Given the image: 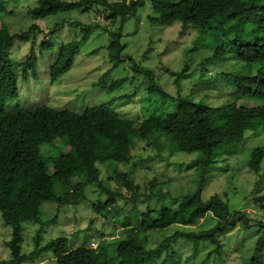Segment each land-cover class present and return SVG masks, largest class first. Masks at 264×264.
Masks as SVG:
<instances>
[{"label": "trees", "instance_id": "obj_1", "mask_svg": "<svg viewBox=\"0 0 264 264\" xmlns=\"http://www.w3.org/2000/svg\"><path fill=\"white\" fill-rule=\"evenodd\" d=\"M150 1L154 11L153 15H149L152 23L180 21L184 28L199 29L193 46L189 48L188 58L193 50L211 51L201 64V77L208 69L207 65L213 64V61L227 60L229 57L233 60L236 69L220 70L216 75L231 86L234 99L221 106L218 118L214 119L210 113L211 106L204 100L182 94L173 96L156 86L151 79L149 92L157 94L158 104L142 121L122 117L111 103L87 107L81 112L47 105L10 110L6 107L7 102L19 94L18 70L23 79L37 75L38 53L34 35L40 27L33 23L26 30L11 34L7 38L8 43L31 41V49L21 60L11 56L8 47L0 49V215L4 224L12 229L11 238L6 241L11 250L10 258L0 257V264H24L49 249L54 251L57 264H193L190 260L192 255L183 259L175 248L173 242L176 238L192 240L195 250H198L200 242L211 243L215 246L213 253L220 254L221 238L240 223L244 228L255 226L261 231L252 259L247 264L259 262L258 256L264 244V219L253 217L247 210L231 213L228 203L220 195L203 201L202 181L204 170L215 160L213 150L216 147L240 142L253 128L264 134V106L256 107L249 102H264V0ZM8 3V0H0V12L6 9ZM94 6L101 7V11L105 12L104 18L110 19L112 24L120 23L117 30H109L110 43L107 48L112 70L124 59L123 27L139 8L136 0H39L38 5L29 9V14L34 18H46L74 9L88 11ZM216 21H219V25ZM66 23L71 27H81L84 33L81 38L60 45L51 64L52 81L71 69L94 27L92 24L62 19L56 22L42 41V51L54 48L50 36ZM4 34L5 28L0 27V44ZM187 67L188 60L182 71H167L175 75L179 82ZM107 74L97 84L110 90L125 80H115L107 86ZM146 74L150 76L151 71L147 69ZM211 77L210 74L204 76ZM239 100L245 102L239 103ZM142 140L159 150L167 144L177 151L199 152L195 159L198 163L196 189L174 197L170 191H164L165 182H159L158 185L152 183L149 191L144 192L124 171H116L114 177L118 185L130 192L129 197L107 189L100 178V163L114 161L128 164L135 141ZM43 144L52 145L62 152L58 156L47 157L41 150ZM263 158L262 147L253 148L248 160L249 167L259 172ZM94 182L110 195L106 201L108 206L116 203L115 196L126 198L129 207L142 202L147 205L135 222L125 224L120 234L114 233L116 258H109L107 250L99 246L98 249L88 246L71 248L65 236L52 238L43 244L41 235L46 221L41 216V204L54 202L58 208L64 204L77 205L86 199V188ZM166 196L173 201L170 205L158 210L150 207L151 199ZM260 200L264 201V196ZM95 208L101 210L98 205ZM207 213L217 218L213 227L187 229ZM26 222L40 225L34 241L35 248L30 253L23 252V224ZM171 225L181 227H177L172 235L160 240L156 246L149 243L147 232L165 230ZM210 256L201 263L205 264Z\"/></svg>", "mask_w": 264, "mask_h": 264}, {"label": "rangeland", "instance_id": "obj_2", "mask_svg": "<svg viewBox=\"0 0 264 264\" xmlns=\"http://www.w3.org/2000/svg\"><path fill=\"white\" fill-rule=\"evenodd\" d=\"M4 11L0 12V27L5 28L3 42L0 49L9 48V54L21 60L31 49V41H14L11 45L7 38L15 33L26 30L31 24L40 27L34 35L35 49L38 53L37 75L23 79L18 70L19 94L7 102L10 110H27L33 107L47 105L58 109L81 112L87 107L111 103L112 108L122 117L138 120L146 119L158 104L157 94L149 92L150 80L173 96L188 95L192 99L204 100L211 107V116H219V108L234 99L231 86L217 74L220 70L236 69L233 60L217 59L208 64L204 76L201 77L202 62L209 50L192 51L188 58L189 48L193 46L199 29L182 26L180 21L171 24L152 23L149 15L154 11L150 0H136L139 8L136 14L130 16L123 27L122 55L124 59L111 70L109 49V30H117L120 23L112 24L110 19L104 18L105 12L101 7L94 6L88 11L70 10L51 15L46 18H34L29 9L38 5L39 0H8ZM129 2V0H127ZM67 19L84 24H92L87 40L76 56L71 69L58 80H51V64L58 54L60 45L72 39L82 37L81 27H71L66 23L54 35H51L52 50H41L42 41L54 27L56 22ZM224 22H228L227 19ZM219 25V21L215 22ZM97 24L98 26H95ZM11 48V49H10ZM131 58L133 60H131ZM188 60L185 75L176 81V76L167 70L182 71ZM147 69L151 71L148 76ZM107 86L115 80L125 79L118 87L110 90L98 85L101 77L107 73ZM150 74V73H149ZM245 100H239L243 103ZM252 105L264 106L263 101L250 100ZM260 146L264 151V134L252 129L246 137L237 143L216 147L213 150L215 160L205 170L202 181V200L207 201L215 195H220L228 203L230 212L247 210L253 217L264 219V158L259 172L250 168L248 160L253 148ZM42 153L47 157L61 154V150L48 144L41 146ZM67 150V149H64ZM199 152L177 151L167 144L159 150L147 141H135L132 158L128 164L106 161L100 163L102 184L114 193L124 196L130 192L118 185L114 175L116 171L128 172L142 191H149L150 186L165 182L164 191H170L172 196L189 193L196 189L198 166L195 159ZM197 163V164H196ZM86 199L79 204H64L58 208L54 202L41 204V216L46 225L42 233V243L52 238L65 236L71 248L88 246L93 249L103 247L111 259L116 258L114 233L120 234L121 228L128 222H135L147 208L145 203L128 206L126 198L115 196L116 203L107 205L110 195L105 189L94 182L86 188ZM70 194L72 192L70 191ZM73 195V194H72ZM150 207L160 209L170 205V197L153 198ZM100 206V211L95 206ZM217 218L207 213L202 219L187 229H208L213 227ZM181 225H171L165 230L147 232L150 244L156 246L160 240L172 235ZM40 225L26 222L23 224L24 242L23 252L30 253L35 248V237ZM11 226L4 224L0 215V257L10 258L11 250L6 241L11 238ZM261 231L258 227L244 228L241 223L234 230L227 232L221 238L222 251L213 253L215 246L211 243L200 242L198 250L194 249L192 240L176 238L173 242L183 259L193 256V264H247L252 259L257 239ZM197 248V246H195ZM257 264H264V244L258 256ZM24 264H57L53 250L42 252L34 260ZM130 264V263H121Z\"/></svg>", "mask_w": 264, "mask_h": 264}]
</instances>
